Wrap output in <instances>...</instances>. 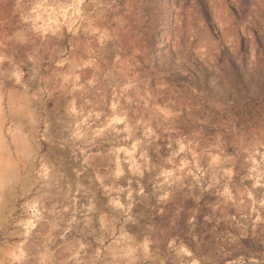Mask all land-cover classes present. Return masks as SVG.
Wrapping results in <instances>:
<instances>
[{
  "label": "clouds",
  "instance_id": "1",
  "mask_svg": "<svg viewBox=\"0 0 264 264\" xmlns=\"http://www.w3.org/2000/svg\"><path fill=\"white\" fill-rule=\"evenodd\" d=\"M14 6L15 23L0 19L3 47L16 23L32 31L23 23L35 11L31 0ZM43 7L63 49L56 66L25 76L0 55V264H22L23 249L8 240L30 233L26 264H139L146 247H132L125 227L136 224L134 204L183 217L173 227L187 244L179 245L181 264H264V0H225L223 33L209 0L174 2L167 31L154 27L142 0H43ZM189 8L200 13L193 22L211 63L180 44ZM96 25L136 53L149 99L166 101L150 109L163 127L140 120L143 135L135 136L127 120L116 129L102 113L81 112L74 126L65 118L61 76L94 63L81 57H91ZM89 158L95 164L85 167ZM33 204L50 216L33 213L26 222Z\"/></svg>",
  "mask_w": 264,
  "mask_h": 264
},
{
  "label": "rangeland",
  "instance_id": "2",
  "mask_svg": "<svg viewBox=\"0 0 264 264\" xmlns=\"http://www.w3.org/2000/svg\"><path fill=\"white\" fill-rule=\"evenodd\" d=\"M174 2L178 5L180 0H142V7L147 10L155 28L167 31L174 22ZM209 3L212 5L217 24L221 27L223 33L224 22L222 16L225 11V0H209ZM204 6L207 8L206 3ZM31 7L35 11L30 8L29 15L23 23L30 26L32 31H22L21 24L16 23L13 28L15 33L13 38L11 40L5 39L6 47L0 46V55L9 57L25 76L29 73L33 75L43 74L49 65L55 67L54 61L63 51L58 39L50 36V33L56 30L53 27L54 21L51 10H46L43 7V0H31ZM14 12V0H0V19L5 18V15H7L15 23L19 17L18 15L14 16ZM199 15L200 13L196 10L188 9L187 40L182 38L180 44L185 49L186 55H199L204 59H209L211 63V59L205 55L209 52V48L201 41L197 32V25L193 22V18ZM96 26L101 27L100 25ZM8 34L12 35V33ZM111 35V32L105 34L103 27H101L100 32L93 33L92 37L89 38L92 48L91 57L88 53H85L81 57V62L87 63L91 58L94 63L83 68L75 67L71 72L65 71L62 74L63 87L58 100H62L64 108L70 112V114L66 113L65 118L74 126V121L78 122L76 120L77 114L81 112L85 116L92 111L102 113L99 119L110 118L116 129L123 126L120 123L121 121L127 120V126L135 136L143 135V127L136 125V122L140 120L149 121V126H153L154 130L156 127H163L160 115L151 112L150 109L153 103H159L161 107H164L166 101L162 96L154 100L149 99L151 89L147 87L146 81L142 78L141 65L136 58V53L129 51L121 40L117 38L108 39L107 36ZM212 39L214 42L215 38ZM206 40L207 37H205ZM29 55L33 56L35 63L27 60ZM67 68L68 66L65 65V69ZM100 101L102 103H99ZM79 118L82 119L83 117ZM93 118L95 117H91L90 120ZM133 125H136V127H133ZM95 126L93 125V127ZM124 134L126 133L120 135ZM132 134H129L127 143L132 142ZM113 135H116V133H113ZM81 163L85 167H89L93 166L95 161L89 158L86 161L82 160ZM120 186L124 187L125 185ZM64 195H69V193L65 192ZM71 196L76 197L77 207L82 204L85 208L87 207L81 193L72 192ZM120 202L123 203V199ZM60 206V204H57V208ZM49 207L48 203L44 204V208ZM18 211L22 210L18 209ZM189 212L196 213V209L190 207ZM33 213L39 216H50L49 213L39 211V205L33 204L30 212L24 213L23 218L26 222ZM129 214L136 220V224L129 222V225L125 226L126 229H129V244L132 247L137 244L146 247V252H143L145 258L139 261V264H181V257L178 255L179 245L183 243L186 247L187 244L184 240L182 227L176 233L173 232V227L179 226L183 217L165 215L164 212L160 211V208H156L155 214H152L138 208L135 204ZM77 218H80L79 213H77ZM188 220H191L193 225L197 223L195 216L192 214L188 215ZM37 227L39 228V225ZM31 231L34 232L36 229ZM30 237L31 233L29 238L13 236L8 240L9 244H19L23 249L24 261L22 264H26L29 258ZM26 239L29 240V243H25ZM172 241H176V246L169 248Z\"/></svg>",
  "mask_w": 264,
  "mask_h": 264
},
{
  "label": "trees",
  "instance_id": "3",
  "mask_svg": "<svg viewBox=\"0 0 264 264\" xmlns=\"http://www.w3.org/2000/svg\"><path fill=\"white\" fill-rule=\"evenodd\" d=\"M205 7V6H204ZM205 10H207V8L205 7Z\"/></svg>",
  "mask_w": 264,
  "mask_h": 264
}]
</instances>
